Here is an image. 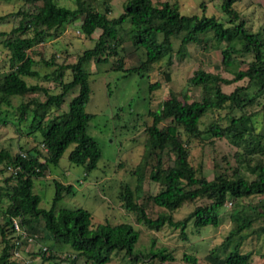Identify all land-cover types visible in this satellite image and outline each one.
Returning <instances> with one entry per match:
<instances>
[{
  "label": "trees",
  "instance_id": "obj_1",
  "mask_svg": "<svg viewBox=\"0 0 264 264\" xmlns=\"http://www.w3.org/2000/svg\"><path fill=\"white\" fill-rule=\"evenodd\" d=\"M22 1L31 9L16 10L14 14L21 16L18 25L10 31H0V49L6 50L9 62L8 69L0 71V107L7 110L12 107L17 111L16 122L12 123L18 131V123L26 122L28 130L20 126L22 136L35 137L40 133L39 144L43 151L37 146L15 153L10 148H0V166L4 171L8 166H20L16 174L9 173L4 185L0 184V205L4 202L0 208V264L27 263L23 256L12 254L16 237L14 219H18L21 228L32 237L39 235L45 239L47 232L55 242L68 244L73 254L65 253L61 260L71 264L78 257L95 264H106L118 253L125 260L124 264H143L148 260L173 264L176 261L173 252L165 247H155L153 241L149 248L138 249L140 232L129 222L111 224L105 221L93 227L92 215L87 209L56 210L64 193L72 191L71 184L54 180L52 205L49 209L41 208L40 197L33 192V178L43 176L48 163L57 164L70 145H73L68 153L70 162L84 165L87 171L97 166L101 149L86 131L93 114L85 111L90 87L84 63L115 56L113 68L128 74L149 70L152 64L164 58L170 66L173 57L186 56L189 44L205 43L208 32L220 50L217 68L221 71L197 68L186 85L197 88L199 98H192L189 89L179 94L170 91L158 110L148 112L151 123L143 129L145 152L132 171L135 184L132 187L121 182L117 197L121 206L132 214L133 222L151 230H160L165 225L179 229L184 240L190 225L196 229L207 225L217 227L221 212L227 201H231V228L219 244L208 250L205 262L249 264L250 251L242 249L244 241L254 232L264 233V226L255 227V223L264 218V198L255 204L247 201L255 195H264V123L257 129L254 118L260 111L251 110L264 97V23L251 29L235 9L236 0H221V17L206 14L210 0L200 1V14L182 13L180 0H125L123 11L116 17L108 16L111 12L108 4L99 9V0H72V7L62 5L59 0ZM5 18L6 14L0 13V23ZM75 21L80 22L84 37L89 38L100 30L93 46L78 54L74 62L56 65L41 75L34 67L37 61L31 51L35 53L36 45L59 37L65 27ZM126 23L128 27L124 26ZM125 41L143 53L138 64L127 68L122 54ZM175 41L178 42L176 48L173 46ZM45 63L55 65L53 61ZM66 69L71 75L68 81H64ZM222 71L229 72L232 77H224ZM26 78L53 81L59 92H49L39 83H28ZM240 80H245V84L236 85L230 92L223 90L224 85ZM159 85L160 82L151 83L150 90ZM74 88L78 91L70 99L67 109L59 111L65 95ZM35 93L42 94L44 99L32 96ZM29 94L31 96L26 98ZM14 98L18 99L16 106L12 104ZM262 108L264 110V106ZM214 110H225L226 113L224 116L215 114L214 119L201 128V120L207 112ZM2 113L0 109V122L5 121ZM219 138H227L236 146L238 163L231 171L216 168L213 177L207 178L202 167H194L190 162L193 141L209 140L204 142L209 144ZM19 148L22 149L21 145ZM146 178L158 184L156 193L144 192ZM148 202L163 210L155 217L150 216L145 207ZM190 202L194 203L193 209L175 219L173 212ZM41 225L43 232L40 235ZM250 227L252 231L245 233ZM26 245L22 239L21 255ZM46 248L39 252L43 258L59 256L52 247ZM182 257L187 264H198L194 255L183 253Z\"/></svg>",
  "mask_w": 264,
  "mask_h": 264
},
{
  "label": "rangeland",
  "instance_id": "obj_2",
  "mask_svg": "<svg viewBox=\"0 0 264 264\" xmlns=\"http://www.w3.org/2000/svg\"><path fill=\"white\" fill-rule=\"evenodd\" d=\"M59 1L67 7L73 6L72 0ZM124 1L99 0V9L102 10L108 4L111 11L108 16L116 17L123 11L122 4ZM200 1L180 0L181 12L184 14H200V8L198 7ZM170 2H174V0H170ZM220 2L221 0H210L205 10L206 14H215L221 17ZM234 7L241 13L251 29L255 30L264 23V0H236ZM19 8L29 10L31 6L26 5L22 0H0V13L6 14V18L0 23V31H10L12 27L18 25L21 16L14 13ZM79 26V21L70 23L59 37L34 47L35 53L32 50L31 55L37 61L34 67L41 75L50 72L56 65L74 62L78 54L93 46L94 39L97 38L100 30H96L88 38L81 35ZM124 26L128 27V24L126 23ZM205 41V43L201 42L199 45L189 44L186 56L181 59H178L177 56L173 57L170 66H167L166 58H164L152 64L149 70L140 72L128 74L123 70L114 69L115 56H110L100 62L90 60L83 64V68L89 73L88 83L90 87V96L85 104V111L93 114L86 131L97 141L101 149V156L96 168L87 171L84 165H77L69 161L68 153L73 146L70 145L65 149L57 164L48 163L45 174L33 178V192L39 195V206L41 208L49 209L52 205L55 193L54 180L63 184H71L72 191L64 193L57 203L56 210L59 208L87 209L91 212L93 227L105 221L111 224L122 221L129 222L140 232L139 242L136 246L138 249L149 248L153 241L155 247H165L173 252L176 259L173 264H187L183 262V253L194 255L198 264H206L204 257L208 250L219 244L231 228L232 222L229 218V211L233 206L231 201H227L223 212H221L220 224L217 227L207 225L201 229H196L190 225L187 229V239L184 240L179 235V229L165 225L160 230H151L133 222L132 214L121 206L117 197L121 182L128 183L132 187L135 184V176L132 171L145 152L143 129L146 124L151 123L148 112L153 109L158 110L161 101L170 91L179 94L180 91L189 89L192 98H199V90L192 87L187 88L186 85L187 79L197 68L202 67L213 72L221 71L220 68H217L221 60L220 50L215 47L216 42L212 40L210 32L207 33ZM177 44L178 42L175 41L174 48L177 47ZM123 48L124 67L138 64L143 53L134 50L129 41L123 43ZM244 58V60L248 59V57ZM45 61H53L55 65L49 66ZM244 62L241 61L245 65ZM8 67L6 50L0 49V71L7 70ZM167 74H169L168 77L170 76L169 79H167ZM64 75V81L71 79L70 70L66 69ZM222 75L226 78L232 77L227 71H222ZM26 80L28 83L41 84L49 92H59V87L53 81H46L42 78H26ZM155 82H160L159 87L150 90V84ZM245 82V80H240L226 84L223 86V90L230 92L236 85L245 84ZM77 91L78 88H74L65 95L59 111L67 109L70 99ZM35 95L41 100L44 99L42 94L35 93L32 96ZM30 96L29 94L26 98ZM260 101V104L251 107L252 111H260V114L254 118V125L257 129H260L264 123V110L262 108L264 97ZM17 103L18 99L14 98L13 106H16ZM0 109L3 110L1 116L5 119V121L0 122V148H10L15 153L37 146L39 150L43 151L42 146L39 144L40 133H37L35 137L22 136V133L19 134L21 132L20 126L23 130H26V122L21 121L20 125L18 123V131L17 126L12 123V121L16 122L17 111L12 107L7 110L6 107L1 106ZM225 113V110L207 112L200 122L201 128L212 121L215 114L224 116ZM205 141L210 142L209 140L203 142L193 141L190 162L194 167H202L207 178L213 177L216 168L222 171L225 169L231 171L232 168L237 166L236 146L229 142L227 138L214 139L209 144L204 143ZM19 145L22 149L19 148ZM8 175L9 171H4L3 167L0 166L1 185H4V179ZM143 190L146 193L153 194L159 190V186L146 178L143 183ZM262 198H264V195H255L247 201L255 204ZM145 207L147 213L152 217L163 210L151 202H148ZM193 207V202L184 204L173 212L174 218L184 217ZM261 225L264 226V218L255 223V227ZM40 228L38 234L41 235L43 232L42 225ZM251 231L252 227L244 232L250 233ZM45 234L48 235L45 239L36 235L35 241L32 243L33 247L37 245L39 248V243L45 242L46 245L52 247V251L60 252L59 256H61L54 259L43 258L39 253L41 248L36 249V251L30 250L29 254L31 255L27 254L28 263L26 264H71L68 263V260H61L65 253L70 252L73 254L72 250L69 249L70 246L65 243H57L50 237V234L47 232ZM244 242L242 249L250 251L249 264H264V233L261 231L254 232ZM71 255L67 257L71 258ZM124 261L121 259V253H118L113 254L111 260L106 264H124ZM148 262L149 264H159L157 260L151 262L148 260ZM148 262L143 264H148ZM73 264L95 263L86 261L83 257H78Z\"/></svg>",
  "mask_w": 264,
  "mask_h": 264
},
{
  "label": "built area",
  "instance_id": "obj_3",
  "mask_svg": "<svg viewBox=\"0 0 264 264\" xmlns=\"http://www.w3.org/2000/svg\"><path fill=\"white\" fill-rule=\"evenodd\" d=\"M19 169H20V166H15V167L8 166L7 167V171H9L10 174H16ZM13 226H14V230L16 232L15 233L16 237H15V241H14L15 245H14V248L12 250V254L14 256H22L20 249H19L20 248L19 245H20L21 240L24 239L27 242V245H29V244L34 243L35 237L28 235L26 233V231L23 228H21L18 219L13 220ZM40 248H41V250H47V248L45 246H40ZM25 262L28 263V259H26Z\"/></svg>",
  "mask_w": 264,
  "mask_h": 264
},
{
  "label": "crops",
  "instance_id": "obj_4",
  "mask_svg": "<svg viewBox=\"0 0 264 264\" xmlns=\"http://www.w3.org/2000/svg\"><path fill=\"white\" fill-rule=\"evenodd\" d=\"M35 244H37V243H35ZM39 244H40V245H39V248H40V246H42V245H43V246H46V247L48 246V245L45 244V242H44V243H39ZM31 246H32V248H31ZM39 248H38L37 245H36L35 247H33V244L26 245V249H25V251H24V252L22 251V252H23V253H22V254H23V255H22L23 258H24V259H28L26 253H29L30 250H31V251H36V249H39ZM53 252H56V251H53ZM56 253H57V252H56ZM59 253H60V252H58V255H59ZM64 253H65V252H64ZM28 255H30V254H28Z\"/></svg>",
  "mask_w": 264,
  "mask_h": 264
},
{
  "label": "clouds",
  "instance_id": "obj_5",
  "mask_svg": "<svg viewBox=\"0 0 264 264\" xmlns=\"http://www.w3.org/2000/svg\"><path fill=\"white\" fill-rule=\"evenodd\" d=\"M43 246V245H42ZM46 247V246H45ZM40 249V248H39Z\"/></svg>",
  "mask_w": 264,
  "mask_h": 264
}]
</instances>
